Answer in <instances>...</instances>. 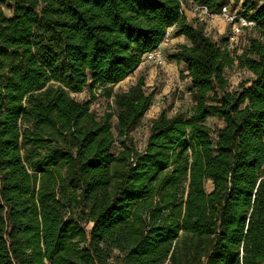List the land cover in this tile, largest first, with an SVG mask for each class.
Here are the masks:
<instances>
[{"label": "trees", "instance_id": "16d2710c", "mask_svg": "<svg viewBox=\"0 0 264 264\" xmlns=\"http://www.w3.org/2000/svg\"><path fill=\"white\" fill-rule=\"evenodd\" d=\"M230 2L256 24L241 54L179 0H0V264H264V0H193ZM169 28L192 106L139 150L154 94L113 87ZM234 65L251 77L229 89Z\"/></svg>", "mask_w": 264, "mask_h": 264}, {"label": "rangeland", "instance_id": "374dc122", "mask_svg": "<svg viewBox=\"0 0 264 264\" xmlns=\"http://www.w3.org/2000/svg\"><path fill=\"white\" fill-rule=\"evenodd\" d=\"M240 6L241 2L228 3V9L230 11H233L235 8L241 11ZM4 12L7 17H11V3L4 7ZM201 22L203 23L204 20ZM204 24H206V27L208 26L207 32L209 36L214 39H226L231 33L229 24L219 18L206 20ZM174 32V28H169L163 42L158 47L164 58V65H155L153 62L144 58L136 70L129 74L124 81L113 87V92L115 93L125 92L135 85L139 78H142L144 81V91L147 94H154L149 111L140 120L139 124L132 132V135H129V138L133 139L135 147L139 150L144 147L151 120L156 118L162 111L166 112L168 117L177 113L187 114L192 106L189 94L187 93L189 80L186 79L185 67L183 64H175V62L169 60V56L174 54L178 45L188 44L185 38L175 37ZM238 32L240 36L235 45H237L238 53L241 54L245 47V41L257 36V33L255 30L251 29H238ZM224 75L229 81V89L234 88L238 81L251 77L246 70L240 69L235 65L225 69ZM91 93L92 92L87 87L75 98V100L80 102L86 101L90 98ZM94 94L95 101L92 103L91 110L97 116H100L108 110L107 102L102 97V92L99 88L94 90ZM113 113H115L114 109ZM207 124L210 127L221 126V122L216 118L208 119ZM115 125L116 120L113 118L111 120V131L113 135H115Z\"/></svg>", "mask_w": 264, "mask_h": 264}, {"label": "built area", "instance_id": "2783aa9c", "mask_svg": "<svg viewBox=\"0 0 264 264\" xmlns=\"http://www.w3.org/2000/svg\"><path fill=\"white\" fill-rule=\"evenodd\" d=\"M180 2V6L182 8L183 11H185L189 16H192L193 18H198L199 20H204V22L206 20H212L215 18H219L221 20H223L224 22L228 23L230 28H231V33L230 35L225 39V48L229 51V52H234L236 51L237 54L238 53V48L236 42L239 35L238 29H246V30H253V28L256 26V24L248 19H245L243 17L240 16V12L239 9H234L233 11H230L227 8H224L220 14L218 15H214V14H210L208 13L207 9L205 7L202 6H198L196 4L193 3V0H179ZM203 22V23H204ZM207 28L206 24H205V33L207 34V36L213 40H218V39H214L212 37L209 36L208 32H207ZM249 42L248 40L245 41V47L244 49L247 48ZM147 59L148 61L153 62V64L155 65H159L162 66L164 65V58L161 54L160 49H156L152 52H149L147 54H145L143 56V60ZM80 94L77 95H73V97H77ZM92 107V104L90 106V111ZM221 127V126H220ZM146 141V140H145Z\"/></svg>", "mask_w": 264, "mask_h": 264}, {"label": "crops", "instance_id": "0c3cea01", "mask_svg": "<svg viewBox=\"0 0 264 264\" xmlns=\"http://www.w3.org/2000/svg\"><path fill=\"white\" fill-rule=\"evenodd\" d=\"M176 64V63H175Z\"/></svg>", "mask_w": 264, "mask_h": 264}]
</instances>
